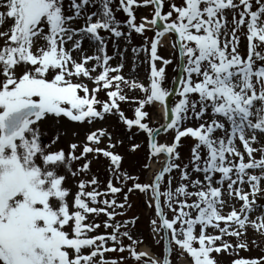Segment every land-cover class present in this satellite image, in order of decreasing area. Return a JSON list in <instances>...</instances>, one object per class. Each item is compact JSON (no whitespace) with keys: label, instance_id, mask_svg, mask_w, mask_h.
<instances>
[{"label":"snow or ice","instance_id":"snow-or-ice-1","mask_svg":"<svg viewBox=\"0 0 264 264\" xmlns=\"http://www.w3.org/2000/svg\"><path fill=\"white\" fill-rule=\"evenodd\" d=\"M164 2L119 0L116 10L127 15L120 21L113 0H0V264H117L104 256L113 250H127L137 261L147 256L135 250L140 241L128 231H119L133 221L111 223L117 215L114 209L124 207L115 199L122 189L113 185L112 177L99 191L96 176L74 179V194L66 186L68 174L75 178L90 171V154L108 158L112 176L122 184L133 181L128 191H141L148 205L154 206L150 223L154 236L162 233L164 255L161 260L143 259V264H170L173 243L191 264H217L213 252L248 248L242 237L249 227L264 235V203L259 202L264 200V51L257 50L264 47V0H182L170 2L167 12L162 11ZM133 5H151V18L141 17L137 24ZM90 7L95 10L89 11ZM244 28L247 57L238 51V33ZM101 29L129 41L133 30L142 35L155 29L152 38L145 37V45L132 49L146 53L148 85L121 74L123 63H109L112 57ZM165 33L175 36L172 47L180 70L175 89L164 87L165 66L171 60L158 55ZM85 41L92 54L83 46ZM116 55L123 60L124 51L117 49ZM157 61H162L161 66ZM122 85L143 93V98H131L138 102L134 118H127L120 108V102L129 99ZM99 91L106 92V100L97 98ZM173 91L178 100L169 109L166 98ZM149 105L163 108L159 127L147 122L144 109ZM106 114H118L129 130L135 126L147 134L149 158L163 155V166L149 183L120 170L122 157L110 150L114 147L111 134L103 128L88 132L84 142L70 143L67 152L50 150L58 135L47 144L41 142L39 125L50 115L91 124ZM189 120L198 123L186 126ZM170 130L173 142L158 143L156 137ZM186 136L196 143L189 162L181 166L176 162L177 148ZM104 137H108L107 148L99 147ZM138 147L131 146L133 151ZM81 158L84 163L74 169L72 162ZM174 169L180 182L173 188ZM190 172L203 178L193 179ZM90 185L95 187L86 191ZM109 193L111 199H101ZM225 209L230 210L224 214ZM166 210L172 212L171 218ZM101 213L108 217L104 228L111 227L112 232L88 235L100 227L95 217ZM89 214L93 220H88ZM209 227L213 233L206 231ZM225 236H234L237 242L232 244ZM121 237L132 243L122 244ZM109 240L113 243L106 247ZM85 248L90 251L84 252ZM231 264H264V256L237 258Z\"/></svg>","mask_w":264,"mask_h":264},{"label":"rangeland","instance_id":"rangeland-1","mask_svg":"<svg viewBox=\"0 0 264 264\" xmlns=\"http://www.w3.org/2000/svg\"><path fill=\"white\" fill-rule=\"evenodd\" d=\"M67 3L68 0H65ZM175 2L180 4L182 0H165L164 6L162 8L163 12H167L169 10V3ZM119 3V0H113L112 7L115 12V16L120 21L127 20V15L123 12L122 9L116 10V5ZM254 3V0H253ZM94 7H90L89 11H94ZM255 10V8H253ZM153 13V7L149 6H139L133 5V14L135 16V22L139 24L141 22V17L147 16L149 19L151 18ZM175 15V14H174ZM228 19L231 20V13H229ZM10 23V21H9ZM75 26H81V21L77 20L75 22ZM7 27V24H5ZM123 31L127 32V28L124 27ZM246 28L243 29L239 34V46L238 51L240 52L242 57H247V39H246ZM101 36L107 38V54L112 57L109 63L112 66H115L117 63H123V68L121 70V74L125 75L129 79L136 78L139 82L148 85V74L150 72V63L148 62L146 53L141 50L139 52H133V47H141L145 45V37L149 39L155 35V29L145 30V32L141 34L135 33L133 30L131 32L130 41L126 37H113L109 32L101 29L99 30ZM175 39L174 34L170 33L168 35H163L161 37L160 43H158V55L162 56L165 59L171 60V63L165 66V80L164 87L172 88L176 78H177V54L175 49L172 47V41ZM2 38H0V45H2ZM86 49H88V54H92V49L88 47V42L85 41L83 45ZM150 49V43L148 44ZM117 49L124 51L123 60L120 59L118 55H116ZM257 50L264 51V47H260ZM74 56L78 57L77 53H73ZM150 56V52L147 54ZM157 66H161L162 61H157ZM259 63V62H257ZM85 82L89 84L91 88L93 85L90 81L85 78ZM123 94H126L129 99L120 102V108L123 110L124 115L127 118H134V108L137 106V101L132 100V97L143 98V93L139 89L131 90L126 86L122 85ZM83 95V93H80ZM97 98L100 100H106V92L99 91L97 93ZM178 100V96L175 94L173 98L170 100V104L168 106L172 107L174 102ZM99 107V105H97ZM148 112L147 122L150 127L156 128L159 127L161 123H163V114L159 111V105H149L145 106V109ZM210 111V110H209ZM197 121L189 120L186 126H196ZM98 128H103L107 133L111 134V141L114 145L110 150L114 153L121 155L122 161L120 164V170L122 172H127L130 176H138L140 183H149L155 173L159 171L163 165L164 157H152L148 156V147H147V134L143 131H138L135 126L131 130H129L121 121L118 114H106L103 119L97 118L91 124L89 123H81V122H72L69 121L65 117L56 118L54 116H49L47 119H44L40 122L39 131H40V139L42 143H49L54 136H59L54 144L51 145L50 150H56L59 148H63L65 152L69 150V144L72 142L81 143L85 141L86 134L90 131H94ZM73 130V131H72ZM217 136L221 135L218 131L216 133ZM174 132L171 130L168 133H160L156 137L158 143H168L171 144L173 142ZM196 143V141L190 136L182 137L179 142V146L177 151L179 153V159L176 161L177 163L183 164L188 163L191 158V147ZM133 144L139 145L137 149L132 150L131 146ZM237 145L241 151H243V147L239 144L237 140ZM255 143H253V147H257ZM101 148L108 147V137L102 138L101 143L99 144ZM80 148L77 149L76 154L79 155ZM201 154H205V150L201 149ZM91 160L90 163V171L85 175L81 174L75 178H73L70 174L65 181L67 187L71 188L72 193L74 194L77 191V186L74 183L75 180L85 179L90 180L92 176H96L100 181L99 190L105 189L107 187V181L110 177H112L113 185L121 188L122 190L119 193L115 194V199L118 204L124 203V207H116L114 210L117 213L116 216L113 217L111 223H116L119 221L121 225H124L125 221H133L124 225L120 228L119 231H128L134 240L140 241L136 244L135 250L137 252L145 251L141 250L143 246L147 247L149 250L153 251L151 254L143 259H147L148 257H154L157 260H160L163 256V240L160 239L161 234H156L154 236L152 232V225L150 221L155 218L154 206L150 207L147 203V197L139 190H133L131 192L128 191V188L131 187L133 181L128 180L123 184L120 180L116 179L112 176V173L109 171L110 161L108 158L103 157L101 155L99 158H94L93 156H89ZM245 159H247V154L245 153ZM84 163V159L72 162V167L75 169L78 165ZM147 165V168L144 165ZM157 165V168L151 171V166ZM191 166H189V170ZM64 169L61 170L62 174L64 173ZM151 171V172H150ZM172 175L173 179V188L180 182L179 181V173L178 170H173ZM191 178L195 179L199 176L201 179L203 175L201 173L190 172ZM217 177L219 174H216ZM166 180V177H165ZM94 185H90L86 187V191L91 190ZM245 190L250 191L247 185L243 186ZM192 190V189H190ZM128 193L127 201L125 202L124 194ZM259 195V194H258ZM112 194L109 193L107 196L101 197V199H111ZM225 198H227L225 194ZM195 199V197H192ZM69 202L72 201V196L68 197ZM264 200H260L262 202ZM103 206V205H98ZM237 209H239V203L235 205ZM113 209H109L112 211ZM230 209H225L224 214ZM169 218L172 216V212L166 210ZM259 215V213L255 214ZM108 217L101 213L99 216L95 217V221L100 223V227L96 228L92 232L88 233L90 236L99 235L102 233H111L112 228H104L103 221L107 220ZM88 220H93V214L88 215ZM87 222V221H85ZM221 226H223V222H221ZM208 233H213L214 230L209 227L206 230ZM218 231V230H216ZM198 232V228H197ZM223 239L230 241L232 244H235L236 237L234 236H225ZM248 243L247 249H239L236 252H232L231 250L225 252L221 251L220 253H212L211 255L216 260L217 264H231L234 259L237 258H258L264 256V235L260 232L255 231L252 227L248 228L247 233L242 237ZM159 241V243H157ZM254 241V242H253ZM121 242L124 245L131 244L127 237H121ZM112 241H108L106 247H111ZM217 244L220 241L216 242ZM117 248L120 247L118 244ZM90 249L85 248L84 252H88ZM185 254V253H184ZM106 259H115L117 264H143V259L141 261H137L129 256V252L127 250L124 251H107L104 253ZM120 257H124L123 260H120ZM160 258V259H159ZM97 260L99 257L96 258ZM190 257H186V254L183 255L182 250L176 246L174 243L170 245V264H191Z\"/></svg>","mask_w":264,"mask_h":264},{"label":"bare ground","instance_id":"bare-ground-1","mask_svg":"<svg viewBox=\"0 0 264 264\" xmlns=\"http://www.w3.org/2000/svg\"><path fill=\"white\" fill-rule=\"evenodd\" d=\"M159 111L163 114V108L161 107V106H159ZM73 131V130H72ZM258 147V146H257ZM254 156H256L257 158L259 157V152H256L255 154H254ZM155 168H157V165H152L151 166V171H153V169H155ZM150 171V172H151ZM260 203H264V201H262V202H260ZM255 214H257V213H255ZM141 250H143V251H145L146 252V254H148V255H152L151 253H152V251L151 250H149L147 247H145V246H143L142 248H141Z\"/></svg>","mask_w":264,"mask_h":264},{"label":"water","instance_id":"water-1","mask_svg":"<svg viewBox=\"0 0 264 264\" xmlns=\"http://www.w3.org/2000/svg\"><path fill=\"white\" fill-rule=\"evenodd\" d=\"M162 26V25H161ZM179 72H180V70H179ZM179 72H178V74H177V81H176V84H175V86H174V89L178 86V76H179ZM174 94V91H173V93L172 94H170V96L168 97V98H166V103H167V105H168V101H169V99L171 98V95H173ZM169 116H170V112H169ZM161 156V155H160ZM165 243V242H164Z\"/></svg>","mask_w":264,"mask_h":264}]
</instances>
